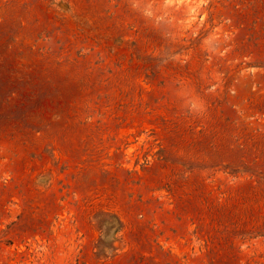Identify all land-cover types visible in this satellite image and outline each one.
I'll use <instances>...</instances> for the list:
<instances>
[{
    "label": "rangeland",
    "instance_id": "1",
    "mask_svg": "<svg viewBox=\"0 0 264 264\" xmlns=\"http://www.w3.org/2000/svg\"><path fill=\"white\" fill-rule=\"evenodd\" d=\"M0 264H264V0H0Z\"/></svg>",
    "mask_w": 264,
    "mask_h": 264
}]
</instances>
